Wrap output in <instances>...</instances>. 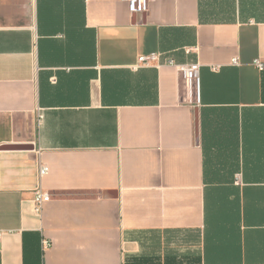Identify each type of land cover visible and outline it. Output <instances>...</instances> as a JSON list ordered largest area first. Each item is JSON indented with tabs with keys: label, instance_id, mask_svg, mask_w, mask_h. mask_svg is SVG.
I'll use <instances>...</instances> for the list:
<instances>
[{
	"label": "crops",
	"instance_id": "1",
	"mask_svg": "<svg viewBox=\"0 0 264 264\" xmlns=\"http://www.w3.org/2000/svg\"><path fill=\"white\" fill-rule=\"evenodd\" d=\"M257 61L264 0H0V264H264Z\"/></svg>",
	"mask_w": 264,
	"mask_h": 264
},
{
	"label": "built area",
	"instance_id": "2",
	"mask_svg": "<svg viewBox=\"0 0 264 264\" xmlns=\"http://www.w3.org/2000/svg\"><path fill=\"white\" fill-rule=\"evenodd\" d=\"M123 2L127 3L129 6V10L132 14L136 13H146L149 7V0H122ZM156 57H148L142 58L141 62L145 65H148L150 61L155 60ZM172 64V62L170 63ZM256 66L261 70L264 71V63L257 61ZM178 70L181 74V79L183 83V95L185 101L189 104L195 105L200 103V65L190 64V65H182L178 66ZM40 122L43 119V116L40 115ZM49 173V168L46 165H40L39 167V177L42 179ZM34 212L38 216L43 215L44 205L51 201V195L49 192L45 191L41 185L38 186L34 192ZM3 232H0V239L3 236ZM48 245V242H45Z\"/></svg>",
	"mask_w": 264,
	"mask_h": 264
}]
</instances>
